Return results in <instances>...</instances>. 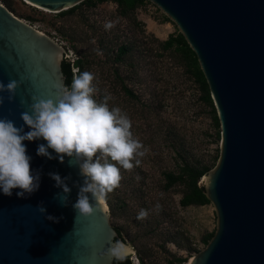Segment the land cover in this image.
Here are the masks:
<instances>
[{"label":"water","instance_id":"water-1","mask_svg":"<svg viewBox=\"0 0 264 264\" xmlns=\"http://www.w3.org/2000/svg\"><path fill=\"white\" fill-rule=\"evenodd\" d=\"M51 11L81 0H29ZM178 26L195 51L219 119L220 150L216 164L199 183L213 203L217 224L207 244L186 264H264V0H152ZM64 47L0 1V80H22L14 101L0 105V117L23 124L21 112L32 94L54 98L58 85H68L72 72ZM43 54V55H42ZM56 54V55H55ZM30 129L25 126L24 131ZM33 170L42 169L39 190L19 198L0 191V264H114L99 253L119 236L110 222L107 201L94 199V214L76 217L71 204L62 207L49 172L71 188L78 167L38 156L46 141H24ZM51 152L52 150L49 149ZM53 155L55 153L53 152ZM44 202L47 220L36 206Z\"/></svg>","mask_w":264,"mask_h":264},{"label":"rangeland","instance_id":"rangeland-1","mask_svg":"<svg viewBox=\"0 0 264 264\" xmlns=\"http://www.w3.org/2000/svg\"><path fill=\"white\" fill-rule=\"evenodd\" d=\"M11 2L10 10L56 39L70 61L80 53L96 57L88 71L95 75L94 80L108 86L111 106L120 107L127 113L133 137L148 149L138 166L130 171L121 168L122 179L114 192L125 198L126 206L117 212V218L110 215L111 224L123 228L122 236L131 248V263L139 264L138 252L144 255L147 264H169L172 253L188 260L205 246L201 237L216 227L215 208L212 202L180 205L182 184H174L165 191L162 171L177 168L178 145L172 144L177 141L182 143V152L188 157H197L210 164L214 162L212 157L220 150V127L214 124L210 107L202 99L197 82L171 53L161 54L160 47L150 43L151 53L141 57L136 73L128 79L129 85L138 93L136 100L119 89L110 62L103 60L105 55L98 41L99 36L107 40L111 36L121 39L126 35L145 37L148 42H153L154 36L164 39L169 33L179 32L177 24L152 0L135 9L136 19L143 22L141 25L120 15L112 0H103L93 6L79 1L75 12L66 15L29 0ZM108 21L115 25L110 30L104 27ZM134 57L137 61L138 57ZM133 182L134 187L142 184L141 188L134 189ZM141 209L148 211L144 220L136 219ZM167 235L180 241L182 246L165 241ZM187 260H175L173 264H186Z\"/></svg>","mask_w":264,"mask_h":264},{"label":"clouds","instance_id":"clouds-1","mask_svg":"<svg viewBox=\"0 0 264 264\" xmlns=\"http://www.w3.org/2000/svg\"><path fill=\"white\" fill-rule=\"evenodd\" d=\"M114 26L112 21L104 25L106 30ZM94 79L93 73L82 71L73 75L70 86L58 85L54 98L32 94L29 103L28 99L22 97L20 104H27V109L20 114L23 121L20 126L7 117H0V191L4 195L11 197L13 190L19 189L16 196L26 198V194L31 195L39 190L42 169H32V157L27 153L24 141L42 139L46 143L38 145V156L49 160L59 159L61 163L67 157L69 167H78L77 174L82 182L73 181V186L78 188L74 203H70L71 188L66 183L72 179L71 174L61 177L58 172L48 173L55 181L54 186L62 189L53 198L62 207L71 204L75 218L93 215L95 209L90 199L101 204L109 193L119 187L121 167L130 171L140 164V158L147 154L148 149L133 137L132 123L127 113L120 107H109L110 95L105 94L101 102L94 99L97 91ZM22 83L18 79H10L7 84L0 80V93L7 92V100L12 102ZM4 100L5 97L0 94V105ZM25 126L30 130L25 132ZM36 209L55 223L63 219V216L47 214L43 201ZM147 216L148 211L141 209L136 219L144 220ZM130 252L129 244L114 239L99 255L123 262Z\"/></svg>","mask_w":264,"mask_h":264},{"label":"trees","instance_id":"trees-1","mask_svg":"<svg viewBox=\"0 0 264 264\" xmlns=\"http://www.w3.org/2000/svg\"><path fill=\"white\" fill-rule=\"evenodd\" d=\"M9 9H12L11 0H1ZM103 0H81L79 3L83 2L88 6H93L97 2ZM116 3L117 12L126 17L128 20L135 22L137 25H141L143 22L136 19L135 9L144 4L147 0H112ZM79 3H75L72 6L62 9L58 11L59 15H66L75 12L78 8ZM29 18L31 15H27ZM100 50L103 52L105 57L103 60L106 62H110L111 64V73L114 81L119 85V89L123 94L129 96L133 99H138V93L134 91V89L129 85L128 79L132 76L133 72L136 73L137 66L141 57L144 58L148 56L151 52L150 43L157 44L161 51V54H164L165 51L171 53V55L181 62L185 66V70L190 73V75L194 78V80L198 84V88L201 92L202 99L204 102L210 107L212 112V119L214 124L219 127V119L210 95V90L208 83L206 81L205 75L200 67L197 55L195 51L191 48L186 38L182 34V32L177 33H169L167 37L164 39H159L158 37H152L151 40L153 42H148L147 39H143L141 37L137 38L134 36H126L118 39L117 37H109L107 40L103 36H99ZM86 52V51H85ZM90 53V52H88ZM137 56V61L134 59ZM96 58V57H95ZM94 57H90L87 53H80V55L71 61L72 68L76 66L77 70L74 72L72 69L70 79L68 82V86L71 84V80L74 74H79L82 71H88L93 62H95ZM129 70H132L130 73ZM97 88L96 93L94 94V99L97 102H101L105 94L111 96L110 90L108 86L97 80L93 82ZM112 98L108 101L109 107L111 108ZM145 104V103H143ZM148 106V105H147ZM220 134V130L218 131V135ZM176 147V153L178 154L177 168L174 170H163V189L165 191L168 190L174 184H182V194L179 198V203L182 206H187L190 204H205L210 202L208 197L206 196L205 189L202 184L199 183V180L203 174L209 171L217 162L219 152H217L212 158L214 162L205 163L199 160L197 157L190 158L185 153L182 152L183 146H181V142L177 141V143H173ZM122 168V167H121ZM134 183H131L134 189H140L142 184H137L134 187ZM114 197V198H113ZM106 201L109 205L110 215L114 218H117L118 213L125 208L126 202L125 198L122 197L119 193H115L114 190L108 194ZM118 212V213H117ZM114 220V219H113ZM116 228L119 236H122V226L118 224H113ZM215 228L211 231H207L202 237L201 240L206 245L209 239L214 234ZM165 241H173L178 246H182L180 241L174 239L171 235H167ZM191 248V247H189ZM139 264H147L144 262V255L138 252ZM177 260L186 261L187 258L182 257L181 255H176L172 253L171 259H169V264H173V262ZM188 261V260H187ZM114 264H132L130 255L123 261L118 262L114 261Z\"/></svg>","mask_w":264,"mask_h":264},{"label":"built area","instance_id":"built-area-1","mask_svg":"<svg viewBox=\"0 0 264 264\" xmlns=\"http://www.w3.org/2000/svg\"><path fill=\"white\" fill-rule=\"evenodd\" d=\"M66 53V52H65ZM77 70V68L75 67V70H74V72Z\"/></svg>","mask_w":264,"mask_h":264}]
</instances>
